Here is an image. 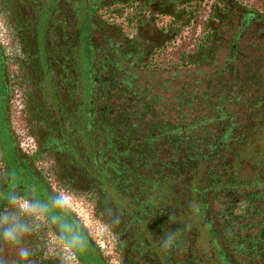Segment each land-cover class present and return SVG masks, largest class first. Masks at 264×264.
Returning <instances> with one entry per match:
<instances>
[{
    "label": "trees",
    "instance_id": "1",
    "mask_svg": "<svg viewBox=\"0 0 264 264\" xmlns=\"http://www.w3.org/2000/svg\"><path fill=\"white\" fill-rule=\"evenodd\" d=\"M252 20L264 0H0L15 161L89 213L93 229L55 209L103 264H264V92L249 103L207 68ZM2 170L0 208L32 196L1 198ZM173 211L190 227L165 253ZM66 233L49 214L24 239L32 264H89Z\"/></svg>",
    "mask_w": 264,
    "mask_h": 264
},
{
    "label": "clouds",
    "instance_id": "2",
    "mask_svg": "<svg viewBox=\"0 0 264 264\" xmlns=\"http://www.w3.org/2000/svg\"><path fill=\"white\" fill-rule=\"evenodd\" d=\"M33 196L22 193H12L7 198V205L0 208V245L14 249L18 260L16 264H32V253L24 246V239L32 234L40 225L49 221L51 209L61 212L70 211L69 198L64 193H56L52 196L50 205L42 203ZM188 210L193 215H199L201 208L195 201H190ZM166 225H162L163 235L159 237V246L165 253L179 247L183 234L189 230V225L182 224L175 211L168 214ZM119 217H116L114 225L118 224ZM179 227H172L174 225ZM211 227V225H208ZM0 264H8L3 249H0Z\"/></svg>",
    "mask_w": 264,
    "mask_h": 264
},
{
    "label": "flooded vegetation",
    "instance_id": "3",
    "mask_svg": "<svg viewBox=\"0 0 264 264\" xmlns=\"http://www.w3.org/2000/svg\"><path fill=\"white\" fill-rule=\"evenodd\" d=\"M242 1L256 6L261 2V0ZM208 7L210 8V6ZM243 30L244 32L241 35L236 34L225 38L221 50L218 51V65L207 66V68L211 76L216 73L220 74L221 82L218 81L216 83L220 89L226 92L232 91L235 94L247 90L243 97L249 92L252 95H248V102L257 103L256 92H259V89L264 92V25L259 26V22L252 20L247 24L246 29L244 28ZM0 41L2 44L7 45L8 41L6 40L5 30L1 21ZM6 63L7 61L3 58V53L0 50V71L4 76L5 82ZM12 144L13 150L18 156V144L14 141H12ZM30 147H33L31 140H27L22 144L24 152H29ZM4 158L3 144L0 139V180L1 178L3 179ZM6 183L8 186L9 180Z\"/></svg>",
    "mask_w": 264,
    "mask_h": 264
},
{
    "label": "rangeland",
    "instance_id": "4",
    "mask_svg": "<svg viewBox=\"0 0 264 264\" xmlns=\"http://www.w3.org/2000/svg\"><path fill=\"white\" fill-rule=\"evenodd\" d=\"M6 85L4 81V76L0 71V139L3 144V150L6 157V164H7V175L11 179L9 187L3 191L1 194V198L8 197L13 189L16 186H20L25 188L26 192H29L33 196V189L35 190V198L41 201L42 203H47L50 205V198L46 193L45 187L37 180L35 177H32L28 174V171L25 167L20 166L15 161V156L13 154V145L12 139L10 134V128L8 125V121L6 118ZM71 207L76 210L80 216H82L84 222L93 229V223L91 221L89 213L80 207L79 204L71 201ZM55 209H51L50 214L54 216L55 219L60 223L61 227L67 232V235L76 236L73 239V244H75L79 250H81L82 256L84 260L87 261L89 264H103L98 256L96 255L95 251L91 249L89 243L83 239V236L80 235L75 229L74 225L71 221H67L66 219L56 214Z\"/></svg>",
    "mask_w": 264,
    "mask_h": 264
}]
</instances>
